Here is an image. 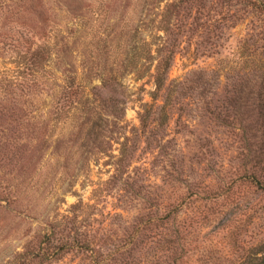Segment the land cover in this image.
<instances>
[{
    "label": "rangeland",
    "instance_id": "rangeland-1",
    "mask_svg": "<svg viewBox=\"0 0 264 264\" xmlns=\"http://www.w3.org/2000/svg\"><path fill=\"white\" fill-rule=\"evenodd\" d=\"M256 1L0 0V34L48 50L0 118V264H248L264 253ZM155 48L169 58L159 88ZM9 55L0 45L6 75Z\"/></svg>",
    "mask_w": 264,
    "mask_h": 264
},
{
    "label": "trees",
    "instance_id": "trees-1",
    "mask_svg": "<svg viewBox=\"0 0 264 264\" xmlns=\"http://www.w3.org/2000/svg\"><path fill=\"white\" fill-rule=\"evenodd\" d=\"M254 4H256L257 7L261 9L260 7L262 5L261 0L254 2ZM0 36L2 37V40H0V45L1 46L5 45L6 50L9 51L10 53L9 56L15 60L14 61L15 70L11 72V74L6 75V73L0 72V118H3L4 112H7V106H6L7 97L14 94L15 90L21 91V89L19 88H22L21 84L25 83L26 80H28L31 77L35 78L37 71L39 70V68L41 69V67L43 66L48 56V50L45 44H42L40 46L39 42L31 41L30 44H28L27 43L28 40L23 39V41H21L23 43L22 45L19 40L17 41V39H12L9 37H8L9 39L5 37L8 40L7 42H5L4 36H2L1 34ZM11 42L13 43L11 44ZM127 51H128L127 49H123L122 51L123 59L127 58V55H128ZM155 51H156V54L154 58L157 57L156 58L157 60L155 61V64L153 65L152 76H153V82H154L155 87L159 88L162 84L164 75L166 74L168 70V59L169 58L167 55L160 57V53H158L160 49L155 48ZM158 56L160 57L159 59H158ZM137 58L138 59H136V62L138 63L140 60V57H137ZM100 80L103 81L104 79L100 78ZM0 128H2L1 125H0ZM250 178L252 179L253 177L250 176ZM252 182L260 186V183L258 180H252ZM72 246H76L78 248H82V247L86 248L85 245L84 246L83 245H72ZM63 249L64 248L62 246L52 247L51 252H48V253L53 254L55 252L56 254H59L58 252H60ZM262 252H264V250ZM46 254H47V251L45 252V254H41V257H47ZM254 260L256 261H253V259H251L248 262V264H264V253L260 254L259 258L258 259L256 258Z\"/></svg>",
    "mask_w": 264,
    "mask_h": 264
}]
</instances>
